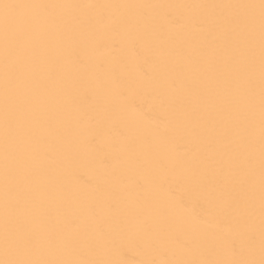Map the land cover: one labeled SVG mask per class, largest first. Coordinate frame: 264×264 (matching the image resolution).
<instances>
[{"label":"bare ground","instance_id":"obj_1","mask_svg":"<svg viewBox=\"0 0 264 264\" xmlns=\"http://www.w3.org/2000/svg\"><path fill=\"white\" fill-rule=\"evenodd\" d=\"M67 5H156L151 8L58 9L62 27L74 41L60 46L61 63L71 86L70 121L66 111L54 114L55 127L71 129L69 147L54 163L42 160L59 175V188L46 196L52 221L65 233L75 220L81 241L91 239L103 219H129L151 242L131 247L124 259L175 261L231 259L233 245L244 248L249 227L256 235L259 258V180L255 216L249 221L246 193L232 178L221 155L191 131L183 111L185 93L172 80L186 77L190 67L211 52L205 10L179 7L196 4L259 3V0H21ZM171 6V7H168ZM78 17L79 23H69ZM102 17H111L105 27ZM201 23V29L194 25ZM259 43L257 35V81ZM2 69V57H0ZM257 86V105H258ZM60 102V95L54 97ZM127 101V103H125ZM135 105L136 107H133ZM2 112V80H0ZM141 114H147L142 116ZM258 137L259 113L256 114ZM0 125V168H2ZM258 151V144H257ZM147 162L146 166H142ZM163 163V167H161ZM195 173L206 192L223 195L217 201L194 197L183 176ZM137 182L144 185L143 192ZM2 185V178H0ZM158 202L179 206L173 216L155 211ZM2 237V192H0ZM181 243L187 247H181ZM86 255H93L86 251ZM2 258V249H0Z\"/></svg>","mask_w":264,"mask_h":264},{"label":"snow or ice","instance_id":"obj_2","mask_svg":"<svg viewBox=\"0 0 264 264\" xmlns=\"http://www.w3.org/2000/svg\"><path fill=\"white\" fill-rule=\"evenodd\" d=\"M156 5H67L0 0V57H2V237L0 264H264V0L259 3L196 4L179 7L205 10L211 52L201 55L186 77L169 87L185 93L183 111L191 131L203 136L207 147L221 155L235 191L239 180L246 193L249 221L255 216L259 180V258L256 235L249 227L244 248L233 245L231 259L133 262L123 257L131 247L151 242L129 219L99 220L91 239L81 241L73 220L65 233L51 223L46 196L59 188L53 167L56 154L69 147L70 127H55L54 114L66 111L70 121L72 82L61 63L60 46L75 40L65 21L55 15L71 8H151ZM171 7V6H168ZM105 27L111 17H102ZM73 17L69 23H79ZM201 29V23L194 25ZM257 35L259 43L257 81ZM258 86V105H257ZM60 95V102L54 97ZM127 103V101H125ZM133 107H136L133 105ZM259 113L257 137L256 114ZM146 116L147 114H141ZM258 144V151H257ZM147 162L144 165L146 166ZM163 167V163H161ZM194 197L217 201L223 195L206 192L195 173L183 176ZM141 192L144 185L137 182ZM179 206L158 202L155 211L173 216ZM181 247L187 244L181 243ZM91 251L93 255H86Z\"/></svg>","mask_w":264,"mask_h":264}]
</instances>
